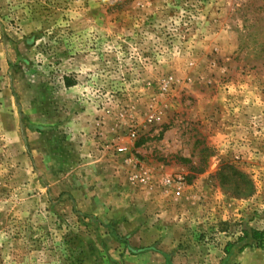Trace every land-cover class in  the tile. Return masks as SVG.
<instances>
[{"label": "rangeland", "instance_id": "374dc122", "mask_svg": "<svg viewBox=\"0 0 264 264\" xmlns=\"http://www.w3.org/2000/svg\"><path fill=\"white\" fill-rule=\"evenodd\" d=\"M245 227L264 0H0V264H264Z\"/></svg>", "mask_w": 264, "mask_h": 264}, {"label": "trees", "instance_id": "16d2710c", "mask_svg": "<svg viewBox=\"0 0 264 264\" xmlns=\"http://www.w3.org/2000/svg\"><path fill=\"white\" fill-rule=\"evenodd\" d=\"M65 84L67 87H73L75 85L69 78H65ZM264 246V230H256L244 228L242 236L239 237L237 243H229L225 248V253L228 257L232 256L235 250L238 253L243 252L247 248Z\"/></svg>", "mask_w": 264, "mask_h": 264}, {"label": "built area", "instance_id": "2783aa9c", "mask_svg": "<svg viewBox=\"0 0 264 264\" xmlns=\"http://www.w3.org/2000/svg\"><path fill=\"white\" fill-rule=\"evenodd\" d=\"M181 188H182V183L177 184V190H176V195L180 196L181 195Z\"/></svg>", "mask_w": 264, "mask_h": 264}]
</instances>
